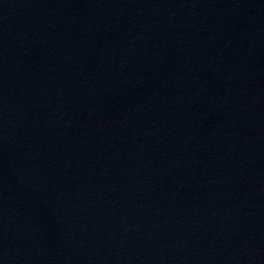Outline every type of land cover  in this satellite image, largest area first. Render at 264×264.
Returning a JSON list of instances; mask_svg holds the SVG:
<instances>
[{
	"label": "water",
	"instance_id": "1",
	"mask_svg": "<svg viewBox=\"0 0 264 264\" xmlns=\"http://www.w3.org/2000/svg\"><path fill=\"white\" fill-rule=\"evenodd\" d=\"M0 264H264V0H0Z\"/></svg>",
	"mask_w": 264,
	"mask_h": 264
}]
</instances>
